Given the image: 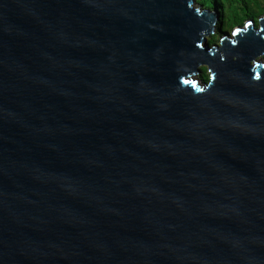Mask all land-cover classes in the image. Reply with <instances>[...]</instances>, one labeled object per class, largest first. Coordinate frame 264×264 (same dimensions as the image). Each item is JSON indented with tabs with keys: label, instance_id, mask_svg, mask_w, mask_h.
<instances>
[{
	"label": "water",
	"instance_id": "1",
	"mask_svg": "<svg viewBox=\"0 0 264 264\" xmlns=\"http://www.w3.org/2000/svg\"><path fill=\"white\" fill-rule=\"evenodd\" d=\"M219 18L0 0V264H264V14Z\"/></svg>",
	"mask_w": 264,
	"mask_h": 264
},
{
	"label": "trees",
	"instance_id": "2",
	"mask_svg": "<svg viewBox=\"0 0 264 264\" xmlns=\"http://www.w3.org/2000/svg\"><path fill=\"white\" fill-rule=\"evenodd\" d=\"M198 2L220 13L216 31L208 38L210 45L217 44L223 33L243 26L247 20H254L258 26L259 18L264 14V0H198ZM200 77L208 80L207 66L201 68Z\"/></svg>",
	"mask_w": 264,
	"mask_h": 264
},
{
	"label": "rangeland",
	"instance_id": "3",
	"mask_svg": "<svg viewBox=\"0 0 264 264\" xmlns=\"http://www.w3.org/2000/svg\"><path fill=\"white\" fill-rule=\"evenodd\" d=\"M233 31H234V29L231 30L230 32L223 33V36H228V35L231 36V34H232ZM209 37H210V36H208L207 39H208ZM219 38H220V36H219ZM221 38H222V36H221ZM221 38H220V40H221ZM219 42H220V41H219ZM219 42H218L217 44H220Z\"/></svg>",
	"mask_w": 264,
	"mask_h": 264
}]
</instances>
